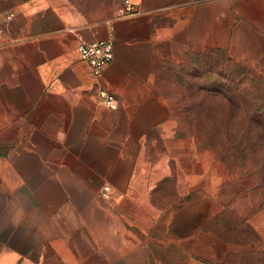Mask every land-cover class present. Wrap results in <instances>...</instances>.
I'll return each instance as SVG.
<instances>
[{"label":"crops","instance_id":"crops-1","mask_svg":"<svg viewBox=\"0 0 264 264\" xmlns=\"http://www.w3.org/2000/svg\"><path fill=\"white\" fill-rule=\"evenodd\" d=\"M122 1L90 23L67 0H0V264H230L227 210L264 241L246 183L179 133L156 75L223 52L264 78V0ZM102 40L95 79L78 46Z\"/></svg>","mask_w":264,"mask_h":264},{"label":"trees","instance_id":"trees-1","mask_svg":"<svg viewBox=\"0 0 264 264\" xmlns=\"http://www.w3.org/2000/svg\"><path fill=\"white\" fill-rule=\"evenodd\" d=\"M209 53L198 58L212 61ZM224 58L227 66L220 67L224 70L217 76L225 81L230 77L229 83L214 88L212 78H205L201 82L206 84L200 86L197 77V82H187L184 96L176 102L163 95L179 123V133L193 138L199 151L212 152L227 175L244 181L257 196L255 211H259L264 209V84L258 73L235 64L227 54ZM192 65L188 61L182 66ZM206 75L211 77L212 70ZM242 79L248 85L234 83Z\"/></svg>","mask_w":264,"mask_h":264},{"label":"rangeland","instance_id":"rangeland-1","mask_svg":"<svg viewBox=\"0 0 264 264\" xmlns=\"http://www.w3.org/2000/svg\"><path fill=\"white\" fill-rule=\"evenodd\" d=\"M70 4L75 6L77 10L81 11L90 23H101L112 19L118 12V8L123 4L122 0H67ZM2 7L0 5V11ZM11 22L8 19L2 18L0 20V31L8 33L10 31ZM1 33V32H0ZM223 52H211L209 57L211 60L203 58L202 60L198 56H191L190 61L193 63L192 66H177L173 64H160L157 67V83L161 88L163 94L169 98L171 101L176 102V100L181 99L184 96V90L187 88V82H197L199 77V85L203 86L206 83L205 78H212L214 88L220 87L221 84L229 83L230 77L225 78L226 81L217 75H219L220 70H224L227 66L225 62ZM237 65H243V67L249 68V65L242 62H237ZM223 64V65H222ZM222 65V66H221ZM223 67L224 69H221ZM212 70V76L208 77L206 71ZM262 83L264 84V78ZM184 80V82H183ZM216 80V81H214ZM248 85L247 80H235L234 83H242ZM184 83V84H183ZM204 83V84H203ZM215 83V84H214ZM184 85V86H183ZM252 96V95H251ZM253 97V96H252ZM214 155V154H213ZM222 164V163H221ZM222 166L226 171L224 164ZM235 176L226 173L227 182H231ZM247 185V184H246ZM249 191V190H248ZM249 193L253 197L254 207L256 204L257 196L251 191ZM169 194H165L161 201L167 202ZM264 209L256 212L259 219L264 222ZM261 217V218H260ZM221 224L229 226L225 231H223L225 237L229 240L230 244L234 247L232 253H230L229 263L230 264H264V241L257 234L248 222L237 218L229 210L223 212L219 216Z\"/></svg>","mask_w":264,"mask_h":264},{"label":"built area","instance_id":"built-area-1","mask_svg":"<svg viewBox=\"0 0 264 264\" xmlns=\"http://www.w3.org/2000/svg\"><path fill=\"white\" fill-rule=\"evenodd\" d=\"M124 5L127 8L128 15L135 12L130 0H125ZM14 15L9 14L7 17L10 20ZM78 53L82 61H84L90 68L92 76L98 79L105 68L114 60L115 50L114 44L109 40L95 41L91 43H82L78 46ZM102 105L108 110H117L119 107L116 96L109 92L101 93ZM109 187H105L102 196L107 197Z\"/></svg>","mask_w":264,"mask_h":264}]
</instances>
